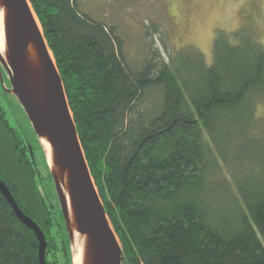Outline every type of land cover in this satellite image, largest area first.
Listing matches in <instances>:
<instances>
[{
  "label": "trees",
  "instance_id": "16d2710c",
  "mask_svg": "<svg viewBox=\"0 0 264 264\" xmlns=\"http://www.w3.org/2000/svg\"><path fill=\"white\" fill-rule=\"evenodd\" d=\"M83 1L28 0L121 264H264L263 43L248 29L218 32L210 64L150 49L132 69L117 27ZM9 89L0 74V180L44 234L45 264H72L43 148ZM0 264H40L36 235L1 192Z\"/></svg>",
  "mask_w": 264,
  "mask_h": 264
},
{
  "label": "water",
  "instance_id": "95a60500",
  "mask_svg": "<svg viewBox=\"0 0 264 264\" xmlns=\"http://www.w3.org/2000/svg\"><path fill=\"white\" fill-rule=\"evenodd\" d=\"M1 1L8 12V24L4 32L7 60H3L0 56V66L5 70L9 80L10 89L7 91L17 99L40 144L42 138L48 140L52 158L55 159V161L52 159L53 167L58 168L66 178L65 184L64 180L61 181L52 170L44 152L70 236L71 252L74 235L70 227L66 189L77 231L87 237L93 248V264H121V246L91 177L75 131L61 78L56 66L51 63L47 55L42 36L31 16L29 2L28 0ZM31 43L36 48L42 67L34 82L28 79V67L25 61L26 51ZM0 192L21 223L36 235L39 242V263L45 264L44 234L22 213L1 180Z\"/></svg>",
  "mask_w": 264,
  "mask_h": 264
},
{
  "label": "rangeland",
  "instance_id": "374dc122",
  "mask_svg": "<svg viewBox=\"0 0 264 264\" xmlns=\"http://www.w3.org/2000/svg\"><path fill=\"white\" fill-rule=\"evenodd\" d=\"M82 12L117 27L132 69L142 66L150 49L161 58L197 51L210 64L218 32L248 29L264 45V0H84ZM0 74H6L2 66ZM257 116L264 122V103ZM8 120L14 125L10 114Z\"/></svg>",
  "mask_w": 264,
  "mask_h": 264
},
{
  "label": "bare ground",
  "instance_id": "6f19581e",
  "mask_svg": "<svg viewBox=\"0 0 264 264\" xmlns=\"http://www.w3.org/2000/svg\"><path fill=\"white\" fill-rule=\"evenodd\" d=\"M28 7L30 9L31 16L33 17V19L37 25L38 31L42 36L43 45L45 47L47 55H48L51 63H53V65H55L53 56L47 47L46 41L43 38L40 24H39V22H38V20H37V18H36V16H35V14H34L29 3H28ZM7 24H8V12H7L6 8L3 6L2 1L0 0V56L5 61L7 60V51H6V47H5V38H4L5 34H4V32H5V28H6ZM25 61L27 63V67H28V69H27L28 70V79H30L31 82L32 81L34 82L36 79V75L40 74L42 67H41V64L39 61V57L37 55L36 48L32 43L29 45V47L26 51ZM41 144H42L43 150L45 152V155L48 159L49 165L52 167V170L59 177V179L61 181L64 180V182L66 184L67 182H66L65 176L60 173L58 168L53 167V160L55 161V159H54V157L52 158L51 147L49 145L48 140L46 138H42ZM65 195L67 197V206H68V211H69L70 227H71L73 235H74L73 239H72V253H73L72 254V264H93V248H92L89 240L87 239V237L79 234V232L77 231V228L75 226L74 215H73L71 203L69 200V196L67 194V189L65 190Z\"/></svg>",
  "mask_w": 264,
  "mask_h": 264
}]
</instances>
